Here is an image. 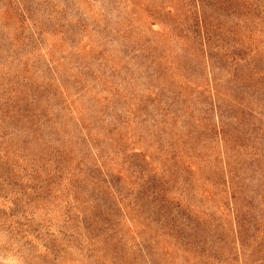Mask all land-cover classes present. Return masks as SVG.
Returning a JSON list of instances; mask_svg holds the SVG:
<instances>
[{"label": "rangeland", "instance_id": "1", "mask_svg": "<svg viewBox=\"0 0 264 264\" xmlns=\"http://www.w3.org/2000/svg\"><path fill=\"white\" fill-rule=\"evenodd\" d=\"M0 264H264V0H0Z\"/></svg>", "mask_w": 264, "mask_h": 264}]
</instances>
